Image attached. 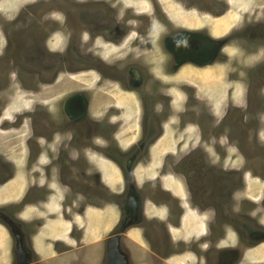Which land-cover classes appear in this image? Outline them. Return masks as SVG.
Wrapping results in <instances>:
<instances>
[{"label": "rangeland", "instance_id": "374dc122", "mask_svg": "<svg viewBox=\"0 0 264 264\" xmlns=\"http://www.w3.org/2000/svg\"><path fill=\"white\" fill-rule=\"evenodd\" d=\"M201 1L206 2L212 14L197 6L187 5L183 0H161L175 24L187 28L208 26L226 33L236 29L243 21L248 20L252 25L258 24L260 26L257 28L256 40L250 44L249 50L262 45L264 0H221L231 5V12L221 19L216 16H221V11H228L229 8L221 10V6L218 5L221 4L220 0ZM123 2L140 11H149L146 2L140 0ZM75 4V0H0V90L4 92L6 100L10 97L12 99V106L8 105L9 112L5 114L10 122L24 116L25 112H30L35 102L41 100L49 102L51 98L63 93L69 95L77 85L84 88L92 87L91 78L87 74L72 75L73 73L67 70L74 67V61L65 55V39L58 31L59 29L61 33H65L62 27L66 24L64 15L66 12L73 13L76 10ZM229 52L233 53L231 50ZM236 53L226 64L217 62L201 70L185 66L169 77L163 76L165 74L163 69L167 73H172L169 69L173 68L172 64L168 65V60L165 63V57L160 58L162 70L160 77L163 80V88L160 91L162 94L173 96L174 110L165 125L164 136L153 149L151 160L140 168L139 182L144 188L150 186L158 188L160 181L155 180L166 172L171 175L163 181L164 187L168 190L179 189L183 192V198L189 200L191 198L192 201L195 198L194 202L204 207H223L225 227L220 231L226 235L224 242L221 243L225 250L219 248L220 252L213 251L208 257L211 256L212 259L216 256L215 261L218 259L225 264L238 262L264 264V227L260 226V223L264 225V94L260 89H256L254 91L256 95L246 109L243 103L247 89L242 83L243 77L235 76L237 68L234 67V63L241 59ZM257 56L260 57L262 54ZM258 74L264 75V72ZM55 75L57 77L54 79ZM261 78L264 79V76ZM37 86H41L40 90L45 91V96L34 92L28 97L27 91ZM6 87L9 89H5ZM191 87L195 92L189 90ZM115 91L117 90H107L109 95L117 97L116 104L123 108L130 106L129 103L133 100ZM195 96L198 100L194 99ZM29 99L32 100L31 103ZM111 100L112 98L106 95L102 100V106L107 108L109 104L116 102L114 100L110 102ZM24 102L28 103L25 105ZM239 104L242 106L241 110L232 108L233 105ZM122 111L116 122L123 126L122 136L126 135L125 139L127 136L130 137L127 141L130 143L136 136L131 132L139 129L138 117L136 118L133 113L131 116L133 122L131 117L128 118V113L125 111L124 114ZM1 126L0 123V139L11 141V145L4 147L3 150L9 152L17 162L16 178L0 189L2 210L13 202L20 203L29 191L35 192L38 188L32 191L31 185L36 182L42 183L44 176L41 174L40 178V175L33 173L31 175L27 172L25 154L13 152L21 148V139L26 138L21 135L29 133V125L22 132L12 130L9 134H6ZM19 136L21 139L16 141ZM101 141L102 139L99 140ZM101 157L99 152H90L89 158L92 162L94 160L98 164L104 162ZM118 159L121 163L114 162L111 166L109 162H104L101 167H109L101 171L102 174L108 171L106 175L104 174L106 184L109 186L110 182L113 190L121 192L124 188V174L120 169L122 167L125 169L127 163L125 158ZM144 159L147 161V157ZM94 172L89 168L85 179L79 180L81 185L77 191L82 189L90 200L96 201V207L91 206L83 215H79L83 213L79 211L82 206L81 196L71 197L75 204L73 209L69 210L66 208L68 204L61 201L62 197L55 192L58 195V203L53 201L55 202L51 204L53 207L43 208V204L40 203L41 196L45 195L43 190L33 193L35 198L30 202L34 204L18 205L19 210L15 209L21 211L23 219L27 222L25 226L28 233H31L36 241L35 253L40 258L39 264L107 263L104 245L106 246L111 232L119 231L117 226L120 216L118 217L114 206H107L103 210L100 203L108 198L106 200L112 204L121 205L122 199L107 192L105 197L98 195L99 177ZM181 175L189 179L194 198L185 181L180 178ZM36 176L39 178L36 179ZM88 181H91V184L86 187ZM55 191L61 189L55 188ZM62 194L67 196L66 190L62 191ZM155 215L156 213L152 214L156 217ZM194 215L192 213L187 215L181 232L177 234L179 240L184 239L187 242L195 232L199 236L201 235L199 232L202 231L209 234L203 217L197 218ZM0 222V264H16L13 251L14 236L10 229L3 225L4 221ZM154 225L161 229L159 224L152 222L147 224V228L142 226L132 228L127 234L123 250L130 264L195 262L194 253L190 252V248H183L181 243L176 248H171L163 241L160 242ZM52 231L56 235L49 234ZM44 235L47 239H40V236ZM221 239L223 238L219 241ZM253 243L255 248H249ZM89 254L95 259L93 262L85 259Z\"/></svg>", "mask_w": 264, "mask_h": 264}, {"label": "flooded vegetation", "instance_id": "af4514ba", "mask_svg": "<svg viewBox=\"0 0 264 264\" xmlns=\"http://www.w3.org/2000/svg\"><path fill=\"white\" fill-rule=\"evenodd\" d=\"M140 1L148 4V12L129 6L123 0H109L105 3L100 0H75L76 10L73 13L66 12L64 15L66 24L62 27L65 33H61L59 29L58 31L65 39V55L74 61V67L67 70L73 73L72 75L87 74L91 78L92 87L84 88L77 85L72 93L55 96L51 98L50 103L46 100L33 102L30 112H25L24 116L13 121L15 124L5 116L12 106V99L10 97L6 100L4 92L0 90V123L4 128L2 130L6 131V134L12 130L22 132L29 125V133L21 135L26 138L24 140L21 136L16 138V141L21 139V148L13 152L25 154V167L31 175L37 174L41 178L43 174L42 183L36 182L31 185L32 191L38 188V191L45 192L40 200L43 208L53 207L51 204L58 203V195L55 192L62 197L61 201L68 204L66 208L69 210L73 209L75 204L71 197L81 196L82 206L79 211L83 213L79 215L85 214L91 206L96 207V201L90 200L82 189L77 191L81 185L79 180H83L89 168L99 177L98 195L105 197L107 192L122 199L121 205L112 204L106 200L108 198L100 203L103 210L107 206H114L118 217L120 216L117 226L119 231L111 232L106 246L104 245L106 257L109 248H113L118 240L124 253V240L128 238L127 234L132 228H140L139 226L147 228V224L154 222L161 228L154 225L157 228V235L160 236V242L163 241L171 248H176L180 243L183 248H190V252L194 253L195 257V262L191 264H225L218 259L215 261L214 255L212 259L211 256L208 257L213 251L220 252L219 248L225 250L221 247V243L224 242L226 235L225 232L220 231L225 227L223 207L209 208L194 202L195 194L190 189L189 179L184 175L180 178L185 181L188 190L193 194V201L191 198L190 200L183 198V192L179 189L171 191L164 187V179L171 176L166 172L155 180L160 181L158 188L141 186L139 172L142 165L151 160L153 149L164 136L165 125L174 110L173 96L162 94L160 91L163 88L160 58L165 57V63L168 60V65L172 64L173 68L169 67L172 73H167L163 69L165 73L163 76L169 77L185 66H193L201 70L217 62L226 64L233 59L232 56L238 49L236 55L241 59L234 63V67L237 68L235 76L243 77L242 83L247 89L243 104L247 109L251 99L256 95L254 94L256 89H260L264 94V79L261 78L264 75L258 74L264 72V42L259 47L255 46L254 49L249 50L250 44L256 40L257 28L260 25H252L247 20L226 33L208 26L187 28L175 24L161 0ZM183 1L187 5L197 6L212 14V10L208 9L204 1ZM220 3L218 5L221 6V10L229 8L228 11H221V16L213 15L221 19L231 12V5L221 0ZM229 49L233 51L232 54ZM260 53L262 56L258 57ZM5 54L8 56L7 53ZM56 77L55 75L54 79ZM40 88L41 86H37L29 89L27 96L30 97L36 92L44 97L45 91L43 89L41 91ZM110 89L117 90L115 92L120 93L121 96L123 94L133 99L132 104L130 102L128 108L118 106L117 97L107 92ZM189 90L195 92L192 87ZM106 95L116 102L104 108L102 100ZM194 99L198 100L196 96ZM29 102L31 103L32 100L29 99ZM232 108L239 111L242 106L233 105ZM121 111L124 114L126 111L128 118L133 113L136 118L138 117L139 129L131 132L136 136L130 143L127 142L130 137L127 136L125 139L126 135L122 136L123 126L120 122H116L122 115ZM98 137L99 140L102 139V144ZM10 145V140L0 139V189L17 176L16 160L9 152H4V147ZM91 151L99 152L102 160L109 162L110 166L114 162L121 163L118 157L125 158L127 167L120 169L124 174L123 191L113 190L110 182H108L109 186L106 184L104 174L106 175L108 171L102 174L101 169L106 170L109 166L102 168L104 162L99 164L95 160L92 162L89 158ZM144 157H147V161ZM38 178L39 176H36V179ZM90 184L91 181H88L85 186L88 187ZM55 188H60L61 191H55ZM65 190L67 196L62 194ZM33 193L29 191L20 203L13 202L7 208L0 209V220L4 221L3 225L10 229L14 236L13 251L16 264L20 262L39 264L40 261L38 254L35 253L36 241L25 226L27 222L23 219L21 211H15L18 205L34 204L30 202L35 198ZM153 213H156V217L152 216ZM190 213L196 214L194 216L197 218L203 217L209 234L202 231L199 232L201 234L199 236L195 232L191 239L185 242L184 239L179 240L177 234L181 232L185 219ZM260 226L264 227L262 223ZM220 238L223 239L219 241ZM254 244L249 248H255Z\"/></svg>", "mask_w": 264, "mask_h": 264}, {"label": "water", "instance_id": "95a60500", "mask_svg": "<svg viewBox=\"0 0 264 264\" xmlns=\"http://www.w3.org/2000/svg\"><path fill=\"white\" fill-rule=\"evenodd\" d=\"M117 240V239H116ZM120 241L115 243L113 248H109V254L107 256L106 264H130L128 256L122 253L120 248ZM19 264H27L26 262H20Z\"/></svg>", "mask_w": 264, "mask_h": 264}, {"label": "bare ground", "instance_id": "6f19581e", "mask_svg": "<svg viewBox=\"0 0 264 264\" xmlns=\"http://www.w3.org/2000/svg\"><path fill=\"white\" fill-rule=\"evenodd\" d=\"M148 9H149V8H148ZM192 14H194V13H192ZM128 39H130V38H128ZM108 49H109V48H108ZM112 50H113V49H112ZM115 50H116V49H115ZM119 50H120V49H119ZM110 51H111V49H110ZM111 53H112V51H111ZM109 54H110V53H109ZM162 60H163V59H162ZM122 92H123V91H122ZM134 99H135V98H134ZM24 100H25V99H24ZM132 100H133V99H132ZM21 101H22V100H21ZM27 103H28V102H27ZM27 103L24 102L23 104L26 105ZM131 104H132V102H131ZM219 104H220V103H219ZM121 105H122V104H121ZM129 105H130V104H129ZM127 108H128V107H127ZM22 109H23V108H22ZM23 110H24V109H23ZM126 110H127V109H126ZM128 110H129V109H128ZM10 112H11V111H10ZM15 113H16V112H15ZM17 113H18V112H17ZM9 115H10V114H9ZM14 115H15V114H14ZM103 117H104V116H103ZM131 118H132V117H131ZM1 119H2V118H1ZM132 120H133V118H132ZM2 122H3V121H2ZM13 123H14V122H13ZM14 124H15V123H14ZM1 127H2V126H1ZM12 128H13V127H12ZM9 130H10V129H9ZM9 130H8V131H9ZM13 131H14V130H13ZM2 132H3V131H2ZM5 132H6V131H5ZM11 132H12V131H11ZM98 140H99V139H98ZM162 144H163V142H162ZM14 146H15V145H14ZM17 146H18V145H17ZM17 146H16V147H17ZM23 146H24V144H23ZM160 146H161V145H160ZM12 147H13V146H12ZM16 147H15V148H16ZM24 147H25V146H24ZM15 150H16V149H15ZM24 150H25V149H24ZM160 150H161V149H160ZM156 151H157V150H156ZM15 152H16V151H15ZM12 153H13V152H12ZM19 153H21V152H19ZM19 153H18V154H19ZM19 155H20V154H19ZM15 156H16V155H15ZM16 158H19V157L16 156ZM150 172H152V171H150ZM57 189H58V188H57Z\"/></svg>", "mask_w": 264, "mask_h": 264}, {"label": "crops", "instance_id": "0c3cea01", "mask_svg": "<svg viewBox=\"0 0 264 264\" xmlns=\"http://www.w3.org/2000/svg\"><path fill=\"white\" fill-rule=\"evenodd\" d=\"M49 234H51V235H56V233L54 232V231H52V232H49ZM48 234V235H49ZM47 235V236H48ZM40 239H47V237L44 235L43 237L42 236H40ZM99 241V240H98ZM97 241H95V243H96ZM46 245V244H45ZM85 259H88V260H92V262L95 260V259H93L92 258V255L91 254H89L88 255V257H86Z\"/></svg>", "mask_w": 264, "mask_h": 264}, {"label": "clouds", "instance_id": "9594fccd", "mask_svg": "<svg viewBox=\"0 0 264 264\" xmlns=\"http://www.w3.org/2000/svg\"><path fill=\"white\" fill-rule=\"evenodd\" d=\"M100 241V240H99Z\"/></svg>", "mask_w": 264, "mask_h": 264}]
</instances>
